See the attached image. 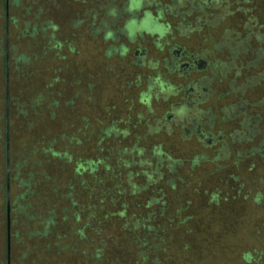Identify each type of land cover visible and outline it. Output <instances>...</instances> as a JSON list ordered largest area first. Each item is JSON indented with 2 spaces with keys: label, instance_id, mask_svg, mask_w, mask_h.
<instances>
[{
  "label": "rangeland",
  "instance_id": "1",
  "mask_svg": "<svg viewBox=\"0 0 264 264\" xmlns=\"http://www.w3.org/2000/svg\"><path fill=\"white\" fill-rule=\"evenodd\" d=\"M107 1L21 0L11 11L18 20L11 29L18 59L11 65L6 123L0 65V264L6 262L7 178L11 264H264V79L243 94L237 85L245 75L264 73V59L256 67L241 65L240 77L232 70L213 82L202 107L215 112L213 133L226 140L206 145L184 136L182 125L161 120L180 94L161 91L155 67L133 55L145 47V62L157 59L169 82L185 84L189 77L168 75L162 66L167 47L137 35L122 55L118 45L126 38L118 33L115 42L92 31ZM227 3L224 17L211 11L206 26L190 34L174 27L194 24V15H179L188 5L165 14L173 26L168 46L212 51L228 29L264 35V0ZM90 7L100 13L96 23ZM25 21L37 24V32L30 27L24 34ZM240 98L249 114L261 117L258 134L247 142L239 138L248 132L240 119L223 112ZM47 143L74 159H55ZM89 159L95 169L84 171ZM28 178L35 182L29 193L21 183ZM20 205L27 207L21 212ZM35 210H48L57 221L37 240L28 219Z\"/></svg>",
  "mask_w": 264,
  "mask_h": 264
},
{
  "label": "flooded vegetation",
  "instance_id": "2",
  "mask_svg": "<svg viewBox=\"0 0 264 264\" xmlns=\"http://www.w3.org/2000/svg\"><path fill=\"white\" fill-rule=\"evenodd\" d=\"M20 1L0 0V65L4 62L6 88L7 79L10 80L11 65L18 59L13 51L16 45L11 42V29L16 28L18 20L11 14V11L20 7ZM227 2L228 0H171L170 5H162L157 0H108L105 6L100 7L102 10L99 11H103L104 15L100 18V24L95 28L94 26L90 27L93 32L101 30L105 33L104 37L111 41L119 42L116 37L118 33L121 37L126 38L118 45L122 55L129 52L127 43L135 42L137 35L149 34L154 38L152 44L155 48L161 50L167 47L168 54L163 57L162 66L167 70L168 75L176 74L180 78L189 77L185 84L175 85L169 82L168 78L159 72L157 59L145 62L148 53L145 47L136 48L133 55L137 57L138 64L146 63L155 67V81L161 91L168 96L180 94V100L171 104L170 110L163 114L161 120L167 125L172 122L182 125L184 136H196L209 146L217 142L223 143L226 140V135L223 133H213L216 125L215 112L210 107H202L213 95V82L216 79H224L232 70H234V76L240 77L243 64L246 68L256 67L260 60L264 59V35L253 30L246 31L244 35H241V32L228 29L224 32L222 40L214 43L212 51L207 48H202L200 51L188 50L179 44L168 46L167 36L172 33L173 26L169 22H165V14L177 15L180 6L188 5L189 8L179 15L182 17L194 15V24L191 20H187L174 25V27L178 30L183 28L190 34L206 26V18L211 11L216 18L224 17L227 11ZM89 12L92 13L94 23H96L97 16L100 14L97 8L90 7ZM142 23L146 25L150 23L149 28L146 26L143 29L138 28ZM30 27L34 32H37V24H32L30 21L24 22L22 32L28 34ZM22 59H24L23 56ZM262 79H264L263 72L245 75L244 80L237 84L240 87V93L243 94ZM6 96L8 116L9 83ZM248 107V102L242 98L223 107L224 118L240 119L241 129L248 131L239 136L240 140L246 142L258 134V124L261 120L260 116L249 114Z\"/></svg>",
  "mask_w": 264,
  "mask_h": 264
},
{
  "label": "trees",
  "instance_id": "3",
  "mask_svg": "<svg viewBox=\"0 0 264 264\" xmlns=\"http://www.w3.org/2000/svg\"><path fill=\"white\" fill-rule=\"evenodd\" d=\"M24 59L26 60V57H24ZM7 89V88H6ZM7 97V96H6ZM7 99V98H6ZM6 112V111H5ZM6 117H7V112L5 113V123H6ZM113 129V127H108L106 132L109 133V131ZM5 130L7 131V126L5 124ZM47 146V148H46ZM45 146V151L50 153L51 155H53V157L55 159H62L63 161H71L74 159L73 155L68 153L67 151L65 150H54L53 146L52 145H49V143H47V145ZM155 153L156 154H159L161 155L163 152L162 150H160L159 148H156L155 149ZM88 164H86L84 167L82 166L81 169H88L89 171V168L90 170H94L95 167H92L91 164L93 165H96V162H94L92 159H89L86 161ZM151 165V164H149ZM78 167H81V164H78ZM77 169V168H76ZM79 170V168H78ZM85 171V170H84ZM31 177H33V175L31 174ZM23 182V183H22ZM21 183L26 187L27 189V193L30 192L31 190V187H33V183L35 184V182L33 181V178H28L26 181H22L21 180ZM32 185V186H31ZM32 191V190H31ZM32 195V194H31ZM25 194H21L19 196V199L20 198H24ZM27 207V206H24L22 208V206L20 205V211H24L23 209ZM28 207L30 208L31 205L29 204ZM34 210V208H33ZM40 212V213H38ZM49 211L47 210V212H45V214H48ZM29 214V213H28ZM44 212L40 211V210H35L33 213H31V215H28V219L32 222L31 223V227H32V233H33V237H35V239H40L41 237H45L47 234H49V228L51 226H54L57 224V221L55 219V217L53 215H45ZM42 235V236H41ZM6 238H7V227H6ZM148 243V237H147V241H143V244L146 245ZM2 264H7V245H6V262Z\"/></svg>",
  "mask_w": 264,
  "mask_h": 264
},
{
  "label": "water",
  "instance_id": "4",
  "mask_svg": "<svg viewBox=\"0 0 264 264\" xmlns=\"http://www.w3.org/2000/svg\"><path fill=\"white\" fill-rule=\"evenodd\" d=\"M8 83L9 80L7 79V95H8ZM8 122V116H7ZM7 131H8V124H7ZM9 145L7 140V168L9 166ZM9 173V172H8ZM9 201H10V188H9V178H7V264H11L10 258V229H9V217H10V209H9Z\"/></svg>",
  "mask_w": 264,
  "mask_h": 264
}]
</instances>
